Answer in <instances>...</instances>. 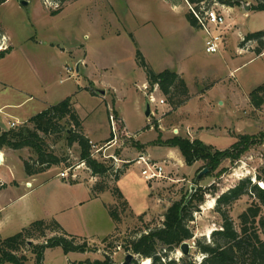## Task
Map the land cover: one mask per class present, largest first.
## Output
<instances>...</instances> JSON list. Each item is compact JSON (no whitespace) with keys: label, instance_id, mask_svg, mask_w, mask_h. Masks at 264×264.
<instances>
[{"label":"rangeland","instance_id":"374dc122","mask_svg":"<svg viewBox=\"0 0 264 264\" xmlns=\"http://www.w3.org/2000/svg\"><path fill=\"white\" fill-rule=\"evenodd\" d=\"M233 1L235 7L230 10L228 5L217 3L216 7L227 17L228 26L221 47L224 52L212 54L204 51L200 29L188 26L186 15L190 7L185 0H66L54 15L50 11L58 6L53 0H6L0 5V49L5 50V46L11 49L0 59V107L4 106L0 109V131L10 127L9 121L16 122V126L26 123L24 120L46 104H54L70 95L76 83L86 84L87 78L98 87L94 89L96 98L79 93L72 100L81 117L87 120L91 136L97 140L110 137L109 115L114 116L116 109L115 93L117 107L131 131L128 136L115 130L110 142L90 141L93 143L91 157L110 167L104 176H94L83 164L77 144L68 146L65 139L53 143L50 137L45 138L47 149L62 160L49 167V178L71 169L70 173L77 174L76 180L117 186L126 201L124 207L117 204L110 191L102 200L113 202L111 204L96 199L74 205L61 189L49 190L48 185L37 188L39 183L36 182H32L33 187L29 189L24 181L31 179L25 177L22 164L16 158L21 161L36 158L35 150L29 147L1 149L11 158L13 171L0 166V172L14 177L18 185L12 184L13 191L21 194L34 189L32 196L28 195L23 201L37 202L45 196L53 210L58 208L59 197L68 208L46 221L55 219L65 231L85 238L89 247L95 248L85 253L67 254L60 247L48 248L43 264L102 259L105 253L116 264H122L126 254L133 253L118 243H125L129 235L162 226L165 212L174 203H179L180 207L187 204V208L192 209V219L187 222L192 232V238L186 240L190 246L187 255L199 262L202 254L196 251L195 240H209L211 231L220 228L222 223L215 209L217 197L246 177L263 186L257 177L264 179V90L255 89L264 84V48L257 55L254 52L257 42L248 41L243 46L240 42L248 32L264 30V11L250 8L256 0ZM136 50L155 72L175 71L181 67L180 76L188 85L191 99L171 109L156 84L150 87L142 82L145 73L137 64ZM83 57L86 67L77 61ZM77 64L79 71H76ZM66 68L72 69L71 75ZM233 69H236L234 74L227 76ZM105 87L107 93L103 97ZM150 92L156 101L163 98L165 103L149 102L147 94ZM223 94H226L224 98ZM147 102L149 116L145 115ZM198 108L200 112H196ZM115 113L119 115L116 110ZM187 118L192 126L203 124L201 129L204 130L197 138L213 145V149H227L241 134L248 135L249 146L216 165H207L203 160L187 165L180 149L169 144L178 139H190L189 128L184 125ZM147 150L151 159L165 161L167 178L151 183L142 178L140 166L136 164L137 152L144 155ZM171 151L174 156L169 158ZM124 165L125 171L115 180L116 171ZM45 176L48 175L42 178ZM71 195L75 197V193ZM250 202V196L242 195L223 208L237 225L238 215ZM108 205L117 206L118 223L112 220ZM37 211L36 208V214ZM24 226L18 218L5 220L0 239ZM22 252L28 258L27 264H34L33 256L25 249ZM163 252L164 249L160 251ZM133 256L131 261L135 259L142 264V258ZM169 256L176 260L182 257L180 246L169 252Z\"/></svg>","mask_w":264,"mask_h":264},{"label":"trees","instance_id":"16d2710c","mask_svg":"<svg viewBox=\"0 0 264 264\" xmlns=\"http://www.w3.org/2000/svg\"><path fill=\"white\" fill-rule=\"evenodd\" d=\"M5 1L0 0V5ZM53 1L58 6V9L50 11V14L54 15L59 12V6L66 0ZM186 2L195 9H198L201 3L219 2L228 6L234 4L233 0H186ZM250 8L264 11V0H256ZM186 19L191 26L198 27L191 11L187 13ZM248 41L257 42L254 52L257 55L260 54L264 48V30L248 32L240 42L241 46ZM10 50L7 47L0 51V58ZM136 59L137 64L145 73L147 84L150 87L155 84L158 86L171 109L183 105L190 98L186 82L176 71L164 69L155 72L139 50H136ZM259 90H264V84L256 87L255 91ZM251 95L253 96V92ZM25 122L0 131V150L3 147L13 150L25 147L34 149L36 158L22 161L23 170L27 176L44 172L50 166L62 162L53 151L47 149L45 140L47 136L52 139L53 143L65 139L68 146L77 144L80 159L85 162L94 176H104L108 173L109 166L91 157L93 143L83 134L82 121L71 97H66L48 106ZM113 124L118 134H123L126 131L123 121L117 117L115 111ZM149 126L150 124L147 125V128ZM237 137L238 139L224 150L213 149L211 145H207L199 139H178L169 142V144L180 149L187 165L193 164L197 160H203L211 166L218 164L224 158H231L235 153L237 155L249 146L247 134ZM113 138L114 134L111 132L105 142H110ZM125 169L126 165L116 171L115 180H118ZM257 178L262 180L263 186L259 187L246 177L240 179L235 186L217 197L215 209L221 215L222 223L220 228L211 231L209 240L205 238L195 240L196 251L202 254V259L199 262L193 260L189 255H183L178 260L169 256V252L174 248L192 238V232L187 226V222L192 219V209H188L187 204L180 207L179 203H174L165 212L162 226L148 228L138 235H129L125 243L118 244L142 260L150 259L149 264H264V179L260 176ZM104 191H110L117 204L124 207L126 201L117 186L111 187L106 182L96 181L90 187L91 197H96ZM242 195L250 196L251 202L238 215V224L235 225L223 206H229ZM117 210V206L111 208L108 205V211L114 223H118L120 220ZM52 247H60L64 254L95 250V248L89 247L85 238L68 233L55 219L49 221L39 219L31 221L15 234L0 239V264H27L28 258L22 252L24 249L33 256L34 264H43L45 250ZM159 249H164V252L160 253ZM68 264L116 263L110 255L105 253L102 259L85 258L79 261H70ZM130 264H138V261L134 259Z\"/></svg>","mask_w":264,"mask_h":264},{"label":"crops","instance_id":"0c3cea01","mask_svg":"<svg viewBox=\"0 0 264 264\" xmlns=\"http://www.w3.org/2000/svg\"><path fill=\"white\" fill-rule=\"evenodd\" d=\"M186 1V0H185ZM187 3V2H186ZM188 4V3H187ZM235 6H229V10L230 9H233ZM229 12V11H228ZM188 23V26L190 27V29L193 28V26H191L189 24V22L187 21ZM200 31L202 32V30L200 29ZM203 34V46H204V33L202 32ZM63 50V49H62ZM225 50V49H224ZM224 50H221V52L223 53ZM11 51V50H10ZM10 51L8 53H6L5 55L9 54ZM64 51V50H63ZM246 50H243V52H245ZM5 55L3 57H5ZM2 57V58H3ZM1 59V58H0ZM78 61V64L81 65V66H87L86 64V61H85V58H78L77 59ZM78 65V67H79ZM181 67L180 68H177L175 71L180 75L181 73ZM236 69H233L231 71H229L228 75L227 76H232L234 74ZM79 71V69H78ZM184 79V78H183ZM60 81H62L60 79ZM185 81V80H184ZM142 82H144V84L146 83L147 84V81H146V76L144 74L143 76V79H142ZM186 82V81H185ZM187 84V83H186ZM188 86V85H187ZM156 87L158 88V86L156 85ZM111 88V87H110ZM98 90V87H96L89 78H87V83L82 85V84H79V83H76V87L75 89L72 90V92L70 93V95L66 96V97H71L72 99L78 95L79 93H85L87 94L88 96L90 97H93V98H96L95 96V90ZM101 89V88H100ZM112 89V88H111ZM102 90H104V94L103 97L105 96V94L107 93V89L106 87L103 88ZM113 90V89H112ZM90 91H92L93 93H91ZM114 92V91H113ZM115 93V92H114ZM233 93V91H232ZM115 96H116V99H115V110L118 112L119 115H117V117H119L123 123H124V126H125V134H127L128 136H131L130 134V130L128 129V126H127V123L125 121V118L124 116L121 114V112L119 111L118 107H117V102H118V98H117V95L115 93ZM226 96V94H223L222 95V98H224ZM65 97V98H66ZM145 98V96H144ZM64 99V98H63ZM191 98H189L188 100H190ZM62 100V99H61ZM187 100V101H188ZM186 101V102H187ZM59 102V101H58ZM185 102V103H186ZM57 103V102H56ZM74 103V102H73ZM184 103V104H185ZM223 103V102H220V104ZM55 104V103H54ZM50 105H53V104H46V106L43 108H47L48 106ZM4 106L0 107L3 108ZM75 107V106H74ZM77 109V107H75ZM42 109V110H43ZM41 110V111H42ZM114 110V111H115ZM200 108L197 109L196 112H200ZM78 115L81 117L80 115V112L79 110L77 109L76 110ZM40 112V111H39ZM33 116V115H32ZM31 117V116H30ZM29 117V118H30ZM82 118V117H81ZM28 119V118H27ZM26 119V120H27ZM84 120V118H82ZM24 120V122L26 121ZM188 118L184 120V125L186 127H188V131H189V135H190V140H194V139H198L197 138V135L204 129H201V126L203 124H201L200 122L199 123H195L194 126H192L190 123L187 122ZM87 121V120H86ZM85 120L83 121V131H84V134L89 138V140L92 142H100V141H105L106 139H108L109 136H106V137H103V138H99L98 140L93 138L91 136L90 133H92L90 131V129H88L87 127V122ZM110 125V123H109ZM8 129V128H7ZM6 130V129H5ZM135 137V136H133ZM136 138V137H135ZM200 140V139H199ZM203 142V141H202ZM204 143V142H203ZM140 145L144 144L142 142L139 143ZM207 145H211V144H207ZM213 146V145H211ZM215 147V146H214ZM147 154H144V155H149V152L148 150L145 151ZM139 154V152H137ZM137 154V156H138ZM0 156L3 157V163L0 164V166H3L4 168H6L8 171H13V166L11 165V158H9L8 156H6L5 154H3L0 150ZM148 156V157H149ZM173 152H169L168 154V157L171 158L173 157ZM150 158V157H149ZM16 160H18L21 164H22V161L19 160V158H16ZM22 168H23V164H22ZM51 168L45 170L44 172H41V173H38V174H35V175H31V176H27L25 173V177L26 178H30L31 181L29 179L25 180L24 181V186L26 183H31L32 186H33V183L32 182H36V183H39L37 185V188H42L43 186L45 185H48L49 186V190L50 188H56V189H61L63 190L66 194H68V200L71 201V203H75L74 205H83V203L87 200H96V199H100L104 204H111L113 202L111 201H103L102 200V197L105 193H107L108 191H104L100 194H98V196L96 197H91V194H90V187L91 185L94 183V180H87V181H84V180H76L75 179H65V178H61L60 180L57 178V174L58 173H55L54 175V178H49V176H51V174H47V172L50 171ZM128 170V169H127ZM24 172V170H23ZM43 175H48V176H45L42 178ZM48 177V179H46ZM0 178L2 179V181L4 182V184L0 187V229H1V226L3 225L4 221L5 220H9V221H13L14 218H18L21 222V225H26L28 222L30 221H33V220H36V219H44V220H48L50 218H52L54 215H56L57 212H62L64 210H66V203H64V201H62L59 197V201H58V208L57 210H53L51 209V204L49 205V200H47V198L44 196L42 197V200H39L37 202H32V200H29V201H26L24 202L23 200L25 198H27V196L29 195L32 196V194L34 193V189L33 190H29V191H24L23 193L21 194H17V192H14L12 188H14V186L12 185L13 183L16 185L17 182L16 180L14 179V177L11 175L10 177L5 174L4 172H0ZM46 179V180H44ZM6 184V185H5ZM5 185V186H4ZM18 185V184H17ZM51 186V187H50ZM54 190V189H53ZM50 192V191H49ZM57 192V191H56ZM71 193H75V197H73L71 195ZM45 194V193H44ZM50 194H53L52 192H50ZM55 194V193H54ZM67 200V201H68ZM37 203V204H35ZM38 209L37 211V214L35 213V209Z\"/></svg>","mask_w":264,"mask_h":264},{"label":"built area","instance_id":"2783aa9c","mask_svg":"<svg viewBox=\"0 0 264 264\" xmlns=\"http://www.w3.org/2000/svg\"><path fill=\"white\" fill-rule=\"evenodd\" d=\"M217 3L218 2H214L213 5L201 3L198 9H195L189 5L190 11L197 23L198 28L201 29L202 32L204 33V51L206 53H211V54L220 52L221 47H223L224 39H225L224 30L228 26L226 22L227 17L220 8L216 7L218 6ZM6 48L7 47L5 46V49ZM66 72L71 75L72 69L66 68ZM147 97L149 102L152 103L158 102V104L160 105L165 103V100L163 98H160L158 99V101H156L157 99L152 92L147 94ZM109 118H110V126L112 133H115V128L113 124L114 116L110 114ZM16 124L17 123L14 121L8 122V125L10 127H15ZM82 162L83 164H85L84 161ZM1 163H3L2 156L0 157V164ZM136 164L140 166L139 167L140 175L148 183L167 178L165 173L166 172L165 161H157L149 158L147 155H138L136 159ZM69 170L71 171V169L60 171L57 174V176L65 179L77 178V174L73 172L70 173ZM3 184L4 182L0 178V187ZM25 187L30 189L33 186L29 182L25 184Z\"/></svg>","mask_w":264,"mask_h":264},{"label":"water","instance_id":"95a60500","mask_svg":"<svg viewBox=\"0 0 264 264\" xmlns=\"http://www.w3.org/2000/svg\"><path fill=\"white\" fill-rule=\"evenodd\" d=\"M21 3L24 4L25 2L22 1ZM244 7L246 9H249V6L248 5H245ZM78 69H79V67H78V64H77L76 71H78ZM150 112L151 111H150V108H149V103L147 102L146 103L145 115L146 116H149L150 115ZM189 248H190V246H189V244L186 241L182 242L181 245H180V250H181V252H182L183 255H187L189 253ZM133 257L134 256L131 253L126 254L125 259H124V262L122 264H130L131 259Z\"/></svg>","mask_w":264,"mask_h":264},{"label":"bare ground","instance_id":"6f19581e","mask_svg":"<svg viewBox=\"0 0 264 264\" xmlns=\"http://www.w3.org/2000/svg\"><path fill=\"white\" fill-rule=\"evenodd\" d=\"M141 262H142V264H149L150 263V259H143Z\"/></svg>","mask_w":264,"mask_h":264}]
</instances>
